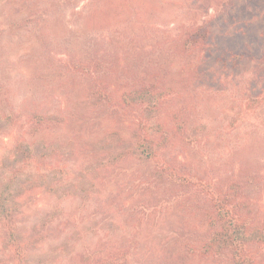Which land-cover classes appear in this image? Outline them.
Instances as JSON below:
<instances>
[{"label": "rangeland", "instance_id": "obj_1", "mask_svg": "<svg viewBox=\"0 0 264 264\" xmlns=\"http://www.w3.org/2000/svg\"><path fill=\"white\" fill-rule=\"evenodd\" d=\"M88 1L44 0L28 28L16 32L13 28L29 14L31 0H0V46L7 44L0 47V55L7 54L5 64H0V79L12 74L10 81L23 75L26 80L27 76L52 73L63 57L62 48L44 44L36 29L46 22L52 26L51 38L61 40L68 31L82 28V17L76 11ZM166 1L172 3L166 25L203 26L217 42L195 85L187 80L174 94L171 109L181 112L179 121L189 120V132L184 138L176 134L164 152L175 163L179 159L205 170L209 168L204 163L207 157L218 159L231 147L235 140L231 126L241 131L250 128L253 117L249 119L245 111L244 94L250 88L254 94L264 91V70L246 73L241 67L264 58V0ZM240 71L248 85H236L242 78L233 77ZM66 82L55 81L45 89V107L75 96L76 83L71 82L70 87ZM196 86L212 87L221 96L211 104L198 93L203 88ZM22 96L14 95L11 104L19 114L26 113ZM15 115L0 118V192L5 191L7 207L14 214L9 220L0 212V264H110L111 242L120 248L128 236L135 238L136 248L129 256L126 251L115 252L117 264H126V257L129 264L197 263L189 259L187 246L194 243L202 248L206 231H202L197 209L192 208H197L192 200L195 189L186 192L157 177L153 171L156 161L133 152L135 140L129 135L132 113L125 120L94 113L92 121L80 122L85 139L76 146L68 144L73 132L66 127L60 136L63 146L55 141L54 151L45 150L40 139L31 145L34 162L28 163L16 144L25 119L17 122ZM196 132L200 138L192 137ZM26 140L32 139L27 135ZM255 169H264V158ZM196 198L202 202L201 196ZM11 222L16 225V238ZM205 264L220 263L212 259Z\"/></svg>", "mask_w": 264, "mask_h": 264}, {"label": "trees", "instance_id": "obj_2", "mask_svg": "<svg viewBox=\"0 0 264 264\" xmlns=\"http://www.w3.org/2000/svg\"><path fill=\"white\" fill-rule=\"evenodd\" d=\"M42 1L31 0L27 8L29 14L13 28L16 32L28 28L31 17L43 8ZM170 3L166 0H89L85 8L76 11L82 17V28L68 31L72 35L66 34L61 40L51 38L52 28L49 27L52 26L46 22L38 26L36 31L43 43L52 49L62 48L63 57L50 74L27 76L26 80L23 75L14 81L9 78L12 74L3 76L0 79V118L17 113V122L25 119L16 144L28 163L34 157L31 145L39 143L40 139L45 150L54 151L55 141L63 146L60 136L66 127H71L73 132L68 133V144L76 146L85 139L80 122L92 121L94 113H104L118 120H125L127 114L132 113L133 127L129 135L135 140L133 152L145 160L156 161L153 171L157 177L165 178L186 192L195 189L192 200H196L197 208L193 205L192 208L197 209L206 234L202 248L188 244L189 259L197 261L195 264H205L212 259L220 264H264V169H255L264 158V91L254 94L250 88L244 94L245 111L249 119L253 117L250 128L241 131L231 126V130L235 129V140L218 159L212 160L213 155L207 157L204 163L209 168L196 169L179 159L173 162L171 155L169 158L164 152L177 138L176 134L184 138L189 132V120L179 121L181 112L171 109L174 94L187 80L195 85L197 74L208 67V58L211 50L217 48V42L203 26L166 25ZM5 46L7 44L0 47ZM5 57V53L0 55V64H5ZM253 61L241 65L243 72L253 70L257 74L264 70V58ZM237 78H242L237 80V86L249 84L241 71L233 77ZM63 80L70 87L71 82L76 83L77 93L70 95L65 103L45 107V89ZM23 81L25 85H21ZM196 88H203L198 93L211 104L221 96L220 91L212 87ZM18 93L23 94L26 113L19 114L11 105L13 96ZM259 106L262 111L258 110ZM27 107H32L30 112ZM27 135L32 139L29 142ZM192 137L201 135L196 132ZM197 196L203 198L202 202ZM7 198L2 190L0 212L13 220ZM10 224L12 236L16 238V225ZM126 234L130 235L128 230ZM123 244L118 248L111 242L107 260L110 264H117L115 252L118 250L126 251L129 256L128 252L136 248L133 237L128 236ZM125 263L129 264L127 257Z\"/></svg>", "mask_w": 264, "mask_h": 264}]
</instances>
